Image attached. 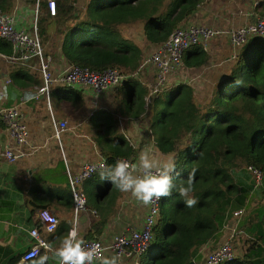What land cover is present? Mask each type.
<instances>
[{
    "label": "trees",
    "instance_id": "trees-1",
    "mask_svg": "<svg viewBox=\"0 0 264 264\" xmlns=\"http://www.w3.org/2000/svg\"><path fill=\"white\" fill-rule=\"evenodd\" d=\"M71 1L56 0L59 17L55 23H71L56 30L67 63L131 72L139 69L152 49L140 48L118 29L141 22L144 39L156 45L187 23L203 0H88L79 19L72 16ZM11 5L12 0H0V11L8 12ZM44 6L45 11L46 3ZM39 33L46 43L50 35L46 24L40 26ZM11 52V45L0 38V53ZM182 57L186 66L197 68L208 56L197 44ZM25 72L30 71L17 68L11 76L16 80ZM135 81L129 78L119 89L126 88L125 106L133 104L132 116L136 117L144 112L145 89L134 90L130 99L131 89L138 86ZM50 95L59 100L82 99L81 89L60 86ZM148 119L156 148L175 157L180 174H173V184L186 183L189 172L196 170L190 195L197 203L187 207L186 198L178 195L176 188L161 199L151 246L139 264H187L200 258L199 248L208 241L217 243L236 215L238 222L226 237L231 242L234 233H241L244 249L221 264H264V37H253L241 48L204 108L198 106L190 85L178 83L154 98ZM95 139L109 166L133 154V148L108 119ZM249 165L262 169L261 184L255 188ZM100 171L89 177L93 185L102 180ZM20 258L12 259V264Z\"/></svg>",
    "mask_w": 264,
    "mask_h": 264
},
{
    "label": "crops",
    "instance_id": "crops-1",
    "mask_svg": "<svg viewBox=\"0 0 264 264\" xmlns=\"http://www.w3.org/2000/svg\"><path fill=\"white\" fill-rule=\"evenodd\" d=\"M14 9L18 24L28 27L32 23L31 0H12L9 11ZM232 10L240 11L242 14L238 17L234 16ZM43 12L44 18L47 19L48 34L61 28V24L55 23L59 17L57 5L55 16L49 15L47 9L42 10ZM214 12L223 13V18L215 19ZM251 14L264 17V0H203L187 23L214 24L225 29L235 23L250 20L246 15ZM140 35L141 42L136 44L140 48L149 46L151 50L155 45L146 42L142 33ZM49 39L44 44L45 52L48 53L53 69L59 70L68 63L61 53L60 42L57 40L59 38H52L51 42ZM202 47L208 56L205 63L197 68L184 64L181 71L169 76L167 85L170 88L178 83H186L192 87L194 98L198 96L209 101L215 84L222 75L229 72L226 70L228 66H232L229 59L231 47L226 35L216 37ZM17 68L20 69L9 67L0 56V107L22 101L20 107L29 130L28 143L24 148L28 153L27 156L9 162L0 155V264H12L11 260L18 255L22 258L35 243V239L29 233L33 227H37L40 237L51 249L58 248L63 238L74 227L84 239L97 238L105 245L126 227H140L147 206L131 198L130 194L120 192L111 182L108 185L107 180H100L95 185L91 183L90 178L84 181L82 188L87 196L89 210L80 212L75 218L66 168L68 167L71 173H75L84 161H95L103 157L95 138L102 133L105 119L114 123L115 129L133 148L131 158L135 161L144 150L156 153L155 139L148 119L150 106L138 116H132L135 107L133 104L125 106L124 101L128 93L122 97L117 92L120 86L101 93L96 102L92 101L91 91L84 90H81L82 99L59 100L57 96L51 97V95L48 101L44 96L36 99L33 96L40 80L34 72H25L22 77L14 80L11 75L17 71ZM153 77L152 66L143 68L137 77L133 78L138 82V86L131 89L130 99L139 92L138 87H144L146 93ZM200 103L198 106L204 108L205 103ZM50 111L68 125V129L62 133L59 141L52 135ZM9 144L10 139L0 121V152ZM60 146L66 163L60 152ZM159 154L161 163L164 162V158L172 157L170 153ZM89 193L90 200H88ZM41 208H47L57 216L58 222L53 231H47L39 222L37 211ZM237 217L236 215L233 218L236 224ZM229 223L230 220L217 243L208 241L199 248L200 258L191 260L194 264L212 250H210L211 245L218 246L229 239L226 236L230 235L236 226ZM46 251L47 248H40L39 255L24 264H35V261ZM48 254L51 255V252L49 251ZM21 258L16 264L21 263ZM48 264H57V262L50 259Z\"/></svg>",
    "mask_w": 264,
    "mask_h": 264
},
{
    "label": "built area",
    "instance_id": "built-area-1",
    "mask_svg": "<svg viewBox=\"0 0 264 264\" xmlns=\"http://www.w3.org/2000/svg\"><path fill=\"white\" fill-rule=\"evenodd\" d=\"M43 1L46 2L48 14L55 16L56 0ZM35 6L37 12L40 6L39 0L36 1ZM241 14L240 11L232 12V15L237 17ZM213 15L215 19L223 18V13L214 12ZM246 16L250 20H245L243 23H235L225 29L214 24H182L176 27L166 40L152 48L139 69L125 72L117 68H107L99 71L89 66L76 64H68L59 70H55L42 46L36 19L28 27H25L18 24L16 9L8 12L0 11V38L6 40L12 49L10 54H0V56L11 68L19 67L34 72L40 80V85L35 88L33 98L37 99L44 96L47 101L52 89L60 86L91 91L92 101L96 102L101 93L121 86L129 78H136L145 66H152L154 68L153 81L147 86V92L143 97L144 111H146L155 97L160 93L167 92L169 76L176 71H181L184 67L182 56L189 47L197 44L206 45L216 37L226 35L231 47L229 59L233 60L251 38L256 36L264 37V17L253 14L250 15L251 17ZM22 103L21 101L13 105L0 107V121L10 139V144L3 148L0 155L9 162L28 155L24 148L28 143L29 130L20 107ZM50 120L53 128L52 135L59 141L62 133L68 129V125L66 121L56 118L51 111ZM60 152L66 163L62 146H60ZM131 157L123 156L118 158V160L126 159L135 163L136 161ZM101 163L106 164L105 157L95 161H84L75 173H71L68 167L66 168L75 218L80 212L89 210L82 184L100 169L98 165ZM247 169L254 177L255 188L261 184V166L249 165ZM160 209L161 200L147 206L141 226L138 228L133 226L126 227L124 231L116 234L109 244L105 245L97 238L84 240L87 244L99 243L106 250L104 253L106 256L118 255L121 264H139L140 257L151 246L154 227L159 218ZM37 216L39 222L44 225L47 231H53L56 227L57 216L49 209H39ZM29 233L35 239V243L23 254L20 264L37 257L39 249L47 246L46 242L40 237L37 227H33ZM234 255L232 243L230 240H226L216 249L209 251L201 261L195 264H221L232 260Z\"/></svg>",
    "mask_w": 264,
    "mask_h": 264
},
{
    "label": "clouds",
    "instance_id": "clouds-1",
    "mask_svg": "<svg viewBox=\"0 0 264 264\" xmlns=\"http://www.w3.org/2000/svg\"><path fill=\"white\" fill-rule=\"evenodd\" d=\"M100 178L108 180L122 193L130 194L131 198L144 206L152 205L163 197L170 196L174 188L178 195L185 197L187 207L196 205L197 200L190 194L194 190L195 172L193 169L188 174L186 183L178 186L173 184V174L179 176L175 157H170L165 162H159L155 153L142 152L134 163L120 159L114 165L101 163L98 165ZM41 255L35 264H48L50 259L57 264H121L118 255H105V249L99 243L87 244L74 227L63 238L60 246ZM51 252V255L48 252Z\"/></svg>",
    "mask_w": 264,
    "mask_h": 264
},
{
    "label": "rangeland",
    "instance_id": "rangeland-1",
    "mask_svg": "<svg viewBox=\"0 0 264 264\" xmlns=\"http://www.w3.org/2000/svg\"><path fill=\"white\" fill-rule=\"evenodd\" d=\"M36 1L37 0H31V3H33V10H32V21H35V19H36V24H37V28H38V32H39V29H40V26H42L43 24H46L47 22V19L46 18H44V12L42 13V10L44 11V9H45V6H44V4L46 3L45 1H43V0H39V4H40V6H39V8H38V11L36 12V6H35V4H36ZM75 1V2H74ZM86 1H88V0H72L71 1V4H72V7H73V10H72V16H76V17H78V19L79 18H81V12H80V10H82L83 11V7L81 6V5H85V3H86ZM260 15V14H259ZM260 16H262L263 17V15H260ZM75 21H73V23H74ZM59 25H60V23H58ZM69 24H71V23H66V22H64V24L62 25H60L61 26V28H63V29H65L67 26H69ZM141 25H142V23L141 22H135V23H133V24H130V25H127V26H122V27H120L118 30H119V32H121V34L125 37V38H129L132 42H134L135 44L136 43H140L141 42V38H142V36L140 35V33H142V28H141ZM50 28H52V27H50ZM61 28H57V29H61ZM56 29V30H57ZM56 30L55 31H53L50 35H49V42H51V39L52 38H55L56 37V34H57V32H56ZM39 37H40V39H41V43H42V46H43V48H44V44L45 43H43L42 42V36L40 35V33H39ZM47 42V41H46ZM44 51H45V48H44ZM238 56V55H237ZM237 59V57L235 58V59H233V60H230V62L232 63V65H233V63H234V61ZM230 63V64H231ZM147 67V66H146ZM146 67H144V68H146ZM230 65L228 66V68L226 69L227 70V72L230 70ZM139 89L141 88V87H138ZM117 89V88H116ZM138 89V90H139ZM116 91V90H115ZM117 92H119L120 94H121V96L122 97H125V96H123L125 93H127V90H126V88H120V89H117ZM205 92H207V90L205 89ZM195 99V101L200 105L201 103L200 102H202V103H205L203 106H206L207 105V102H208V100L207 99H205V98H203V97H195L194 98ZM156 150H157V152L155 153V156H156V159L158 160V161H160V151L157 149V148H155ZM145 151H147V150H144L143 152H145ZM148 152V151H147ZM170 158V157H169ZM169 158H164V162L165 161H167ZM79 215V214H78ZM234 224H236V222H233L232 223V225L234 226ZM229 225H231V224H229ZM229 227H231V226H229ZM243 240V237H242V234L241 233H234V235H233V238L231 239V243H232V246H233V252H234V254L236 255V254H239V253H241V251L244 249V247H243V244H242V241ZM214 247H216L215 245H211V248H210V250L211 249H213Z\"/></svg>",
    "mask_w": 264,
    "mask_h": 264
},
{
    "label": "water",
    "instance_id": "water-1",
    "mask_svg": "<svg viewBox=\"0 0 264 264\" xmlns=\"http://www.w3.org/2000/svg\"><path fill=\"white\" fill-rule=\"evenodd\" d=\"M225 77H226V75H222V78H220L219 81H221V80L224 79ZM187 264H194V262H193V261H189V262H187Z\"/></svg>",
    "mask_w": 264,
    "mask_h": 264
}]
</instances>
